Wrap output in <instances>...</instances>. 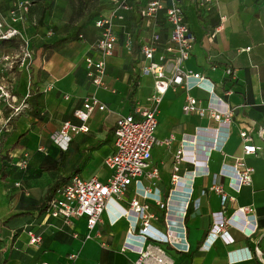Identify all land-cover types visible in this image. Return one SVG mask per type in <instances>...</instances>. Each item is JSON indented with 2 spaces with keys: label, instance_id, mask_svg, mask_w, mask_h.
Listing matches in <instances>:
<instances>
[{
  "label": "crops",
  "instance_id": "0c3cea01",
  "mask_svg": "<svg viewBox=\"0 0 264 264\" xmlns=\"http://www.w3.org/2000/svg\"><path fill=\"white\" fill-rule=\"evenodd\" d=\"M19 1L0 0V12L8 14ZM29 1L24 21L15 26L29 39L34 59L28 67L15 68L13 85H17L6 86L18 97L16 105L25 101L27 106L16 112L0 101V155L9 156L5 165L0 159V264H65L71 254L76 255L73 264H136L140 254L134 248L140 241H127L129 218L113 221L120 206L130 209L131 200L143 192L140 186L131 185L118 202L111 201L91 232L85 217L67 225L62 218L51 217L47 205L74 174L101 181L111 175L105 158L115 150L118 118L132 112L137 104L145 105L154 92V78L141 72L145 63L141 47L159 33L160 45L154 56L159 61L171 31L165 10L144 18L141 11L149 0ZM180 3L195 38L184 67L207 76L214 83L215 93L234 113L228 138L220 149L226 128L208 114L184 113L185 89H168L155 136L159 141L170 136L174 139L169 144L154 145L152 164L159 175L154 180L142 177L141 181L144 189L156 191L169 204L168 220L175 221L171 225L181 222L186 212V241L174 238L175 245L163 244L172 264H264V0H213L210 8H198L191 0ZM121 4L128 7H119ZM113 10L123 16L114 20L118 43L107 59L106 86H96L88 77L85 58L100 36L96 21ZM129 36L131 46L127 45ZM57 40H62L58 46H44ZM24 73L28 86H20ZM191 95L201 106L211 102L210 93L203 88L192 89ZM91 96L106 108H95L83 121L76 112L86 110L84 103ZM67 121L78 127L85 125L87 130H70L63 136L61 129ZM245 129L252 131L253 143L259 149L245 156L246 164L254 168L252 183L237 192L221 170L243 154L240 132ZM190 134L196 136V143L187 147L185 160L176 171L177 151ZM26 153L28 166L23 168ZM202 165L208 167L207 175L199 173ZM190 171L197 172L191 202ZM175 174L181 177L182 185L174 188ZM216 184H222L235 200L224 207L220 194L212 189ZM144 200L159 218L152 221L153 225L165 232L167 210L152 198ZM249 205L256 210L257 227L252 234L231 226L234 243L217 239L203 248L215 213L224 211L231 216L238 207ZM29 231L40 234L42 240L31 244ZM126 242L132 248L123 250ZM244 247L252 257L231 262L229 252ZM238 255L246 256L238 252L232 258Z\"/></svg>",
  "mask_w": 264,
  "mask_h": 264
},
{
  "label": "built area",
  "instance_id": "2783aa9c",
  "mask_svg": "<svg viewBox=\"0 0 264 264\" xmlns=\"http://www.w3.org/2000/svg\"><path fill=\"white\" fill-rule=\"evenodd\" d=\"M119 3V0H110ZM196 2L198 8H210L213 0H191ZM119 7H128L121 4ZM30 2L19 1L14 4L8 14L0 12V39H9L18 34L25 40L22 46V56L18 60L19 67H28L33 59V51L29 48V39L15 26L16 23L24 21L25 14L29 12ZM160 10H165L167 22L171 25L168 41L164 44L163 52L159 61L154 60V56L159 49L160 35L154 33L148 43H144L141 52L145 63L141 67V72L154 78V92L147 99L145 105H136L132 112L121 116L117 120L115 128L114 145L115 150L105 158V165L111 170V175L106 181H101L96 177L84 178L79 174H74L59 189V195L52 198L47 205V212L51 217L62 218L67 225H73L76 218L85 217L89 232L95 229L102 220L103 212L111 201L121 199L133 184L143 189L130 202V209L120 206L119 213L114 221L121 217L129 218L130 227L128 229L127 241L137 238L140 242L134 249L140 254L136 264H172L166 256L164 245H175L174 238L186 241V227L184 224L186 212L182 213L181 222L177 221L174 226L168 220L169 204L163 202L162 196L156 191L144 189L141 178L146 177L154 180L159 175V170L152 164V148L155 144H169L174 137L159 141L156 136V129L159 122L160 106L168 89L181 86L186 91V100L183 111L186 114L197 113L201 117L209 115L210 118L220 122L227 132L220 141L221 145L226 142L230 124L232 121L233 110L220 96L215 93L214 83L204 74L194 72L184 67V62L190 57L195 44V38L188 24L185 21L184 9L180 0H149L142 9L141 15L145 18L157 16ZM116 18H123L118 15L116 10L111 14L103 16L96 21V26L100 29L98 40L91 46L85 58L88 77L96 86H106L107 59L115 53L118 43V36L115 31ZM49 35L53 32L49 31ZM82 37V35H80ZM133 41L130 36L127 45L131 46ZM250 49V48H247ZM4 59H12L14 56L3 54ZM1 59V58H0ZM227 73L231 74L232 69L228 68ZM194 88H203L211 95V102L204 107L199 104V100L191 95ZM0 101L5 102L16 112L27 106L25 101L16 105L18 97L10 91L0 86ZM218 105V106H217ZM86 110H78L77 117L86 121L90 113L95 109H105L106 105L101 104L96 96L88 97L84 103ZM221 108H220V107ZM0 128V133H1ZM87 130L86 126H76L70 121L63 124L61 135L65 136L69 131ZM240 136L243 140V154L235 158L234 164L225 163L222 166V175L230 178V186L237 192L243 185L252 183L254 168L247 165L245 156L256 154L259 147L253 143L252 131L242 130ZM58 136L55 138L57 140ZM196 143L195 135H186L183 144L176 154L175 170H179V165L185 160L186 149ZM28 154L26 153L21 161V167L28 166ZM190 161L195 160L190 157ZM203 170L199 173L207 175L208 167L202 165ZM197 172L190 171V202L193 191V182ZM174 188L181 186V177L173 175ZM212 189L220 194L222 205L227 206L229 201H234L235 197L227 193L222 184H216ZM152 198L157 205L167 210L165 225L166 231H162L153 225V220H159L158 216L150 211V204L144 199ZM118 202V201H117ZM168 207V208H167ZM171 218V215L169 216ZM238 217L241 222H235ZM179 219V218H177ZM237 223V224H236ZM238 226L246 234H252L257 227L256 210L253 205L241 206L234 210L231 216H226L224 211L214 214L213 226L204 242L203 248H208L217 239H223L227 244L235 242L234 237L229 231V227ZM30 243L36 244L42 240V236L33 231H29ZM77 236V234H75ZM87 237H91L90 233ZM132 248L129 244L124 245L123 250ZM189 246L185 248L188 250ZM238 252L246 256L238 255ZM230 261L251 258L252 254L248 247L232 250L229 252ZM76 255L71 254L69 261L65 264H73ZM39 264H48L46 262Z\"/></svg>",
  "mask_w": 264,
  "mask_h": 264
},
{
  "label": "rangeland",
  "instance_id": "374dc122",
  "mask_svg": "<svg viewBox=\"0 0 264 264\" xmlns=\"http://www.w3.org/2000/svg\"><path fill=\"white\" fill-rule=\"evenodd\" d=\"M24 1H26V0H24ZM27 1H29V0H27ZM29 2L31 4V1H29ZM22 53H23L22 51H20V52H18V51L11 52V53H8V54L11 55V56H14V57L12 59H4L2 57L4 53L0 52V58H1L0 59V86H4L5 89H7L6 86L17 85L16 83L13 85V82H15L14 78H15V75H16L15 67L18 64V60L21 58ZM33 55H34V52H33ZM20 86H28L27 81H26L25 73H24V76L22 75L20 77ZM0 92H1V90H0ZM7 106L9 108H12L9 105H7ZM12 109L15 110L14 108H12Z\"/></svg>",
  "mask_w": 264,
  "mask_h": 264
},
{
  "label": "trees",
  "instance_id": "16d2710c",
  "mask_svg": "<svg viewBox=\"0 0 264 264\" xmlns=\"http://www.w3.org/2000/svg\"><path fill=\"white\" fill-rule=\"evenodd\" d=\"M61 42L62 40H57L51 44H44V46L45 47L47 46L55 47V46H58ZM23 45H25V40L22 38L20 34L12 38H9V39H0V52L4 54L5 53L8 54V53L15 52V51L20 52ZM17 67H19L18 64L16 65L15 68L17 69ZM32 104L33 103H30L31 108H33ZM0 159H1L2 164L5 165L6 163H8L9 156L0 155Z\"/></svg>",
  "mask_w": 264,
  "mask_h": 264
}]
</instances>
